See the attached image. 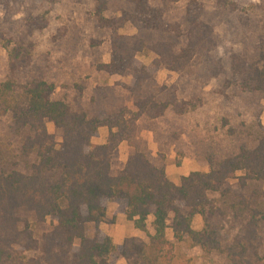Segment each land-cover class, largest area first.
I'll return each mask as SVG.
<instances>
[{"label":"trees","instance_id":"16d2710c","mask_svg":"<svg viewBox=\"0 0 264 264\" xmlns=\"http://www.w3.org/2000/svg\"><path fill=\"white\" fill-rule=\"evenodd\" d=\"M73 1L77 11L90 4L87 20L108 38L109 61L96 71L129 77L120 87L134 110L113 86H95L88 109L81 84L71 101L55 99L50 56L37 39L50 27V8L63 0H0L7 51L0 81V264H170L174 243L185 238L216 264H264V0H214L210 7L187 0L177 20L157 0ZM125 26L136 32L120 33ZM145 51L155 55L149 66L136 58ZM162 67L195 88L212 83L205 95L220 109L190 131L208 170L178 184L137 136L142 120L186 113L178 86L156 81ZM103 126L106 141L93 144ZM122 142L128 154L112 174ZM109 201L139 230L152 217L147 241L130 236L114 244L99 229ZM194 215L202 219L198 231Z\"/></svg>","mask_w":264,"mask_h":264},{"label":"rangeland","instance_id":"374dc122","mask_svg":"<svg viewBox=\"0 0 264 264\" xmlns=\"http://www.w3.org/2000/svg\"><path fill=\"white\" fill-rule=\"evenodd\" d=\"M210 7L214 0H199ZM187 0H157L156 4L163 8L166 16L171 20H177L184 12ZM80 6V5H79ZM73 0H63L58 6L50 8V27L42 32L37 39L38 49L47 52L50 56L49 80L55 86L54 98L71 101L76 93V84L85 86L82 95V103L89 107V99L95 86H113L117 97L124 100L125 105L134 110L131 95L120 87L121 83H127L129 77L107 76L96 71L97 63L109 61V44L106 36H101L93 31V27L87 20L90 4L80 6L77 11ZM0 11V17H1ZM71 28L63 39L60 33L64 29ZM136 30L131 26H125L120 30L123 34H133ZM65 41V42H64ZM72 44V47H69ZM137 60L149 66L155 55L145 51L137 55ZM7 70V51L0 43V81H3ZM155 79L159 84H176L178 96L186 101V113L177 117L168 112L164 117L149 122L140 121L137 128V136L144 139L151 154V158L165 167L169 180L179 183L181 175H187L192 171H207L208 168L197 157L192 142L191 129L195 121L206 120L207 123L213 117H219L220 109L212 96L207 97L206 92L213 88L212 83H204L195 88L180 78L176 73L160 68L155 73ZM204 93V94H202ZM264 112V99L261 101ZM49 133H54L52 123H47ZM108 134L107 127L98 129L97 135L92 138L93 144H103ZM174 135L178 138L172 141ZM128 152V146L124 142L118 146L111 160V173L116 174L124 165V158ZM264 189V184H263ZM117 205L111 201L107 203L105 216L99 224V229L108 235L114 244L126 237L134 236L147 241L148 235L153 234L151 225L152 217L145 221V230L135 228L134 223L125 218L122 213H116ZM192 229L198 231L202 228L200 215H194L191 222ZM94 226L89 224L88 235L92 236ZM166 237L174 242L170 229L166 230ZM173 257L170 264H216L217 261L206 256L198 246L191 245L185 238L181 242L174 243ZM119 264H125L123 260Z\"/></svg>","mask_w":264,"mask_h":264},{"label":"crops","instance_id":"0c3cea01","mask_svg":"<svg viewBox=\"0 0 264 264\" xmlns=\"http://www.w3.org/2000/svg\"><path fill=\"white\" fill-rule=\"evenodd\" d=\"M260 119H261V123L264 124V112H263V114H261ZM104 142H105V141H104ZM123 143H124V142H122V143L119 145V147L122 146ZM128 150H129V148H128ZM127 154H128V152H127ZM127 154H126V156H125V158H124V163H125V160H126ZM181 176H185V175H181ZM181 176H180V177H181ZM173 181H175V180H172V182H173ZM173 183H174V182H173ZM174 184H176V183H174ZM118 243H120V241H118L117 244H118Z\"/></svg>","mask_w":264,"mask_h":264}]
</instances>
